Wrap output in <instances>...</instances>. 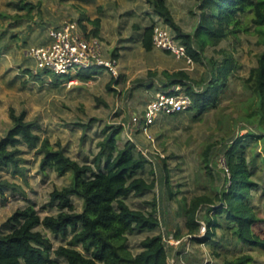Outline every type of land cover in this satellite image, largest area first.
I'll use <instances>...</instances> for the list:
<instances>
[{
    "label": "rangeland",
    "instance_id": "374dc122",
    "mask_svg": "<svg viewBox=\"0 0 264 264\" xmlns=\"http://www.w3.org/2000/svg\"><path fill=\"white\" fill-rule=\"evenodd\" d=\"M149 1L0 0V140L12 126L10 111L17 115L24 112L26 120L35 124L42 139H47L54 147L61 146L70 158L80 163H91L98 153L97 145L104 137V129L121 126L118 147L122 148L132 140L138 146L137 150L146 149V159L151 165H146L142 176L147 181H155L152 192L130 195L126 203L145 213L151 211V205L155 203L160 224L153 232L128 236V250L132 255L139 253L143 239L162 232L165 238L167 234L172 238L170 241L182 240L178 246L167 244L169 264H220L224 257L240 254L251 255L254 264H264V252L260 250L196 244L184 228L183 217L184 208L195 197H214L215 192L224 186L228 173L224 158L216 149L237 135L255 130V126L244 122L251 93L243 86L244 79L256 66L257 57L263 51L252 14L240 16L238 32L216 47H207L203 51V64L194 63L193 69L189 70L183 61L167 52L155 48L146 51L141 47L140 38L145 26L151 21L165 26ZM200 2L165 0L174 21L182 32L188 34L193 33L199 20ZM23 3L31 7L29 12L17 8ZM96 19L100 24L94 37L102 44L103 59L116 60L117 77L104 67H96L91 71L92 78L82 81L78 78L81 70L77 69L55 84L54 77L41 71L34 73L37 68L27 51L34 46L49 44L50 29L65 22H76L80 28V24L85 27L90 37L95 31L93 21ZM225 59H231L234 68L228 74L216 108L207 110L196 119H193L195 109L176 116L162 115L149 130L152 142L135 131H131L129 139L126 127L130 117L135 113L141 116L145 105L162 92L159 88L165 81L162 71L182 69L193 82H209L211 62L221 65ZM69 78L76 79L70 86L66 84ZM111 80L109 90L107 84ZM249 145L253 152L246 153L247 158L261 155L260 144ZM207 146L215 152L212 178L206 176L200 164V156ZM20 149L21 165L17 173H13V168H0V184L7 185L4 190L0 189V229L16 211L27 206H33L40 217L55 215L57 211L48 207L50 194L71 181L69 173L59 177L52 171H41L42 155L36 150H29L24 145ZM257 163L259 168L263 167L260 159ZM253 179H260V187L252 194L253 205L258 208L259 218L263 221L255 229L264 239V173L259 171ZM170 192L174 194L172 197H169ZM73 200L76 211L81 212V201ZM206 209L202 207L197 216L199 236H202L205 217L212 215ZM39 230L52 242L54 249L66 243L49 231ZM176 233L179 234L177 239L174 237ZM220 239L227 242L230 236L218 230L215 241Z\"/></svg>",
    "mask_w": 264,
    "mask_h": 264
},
{
    "label": "trees",
    "instance_id": "16d2710c",
    "mask_svg": "<svg viewBox=\"0 0 264 264\" xmlns=\"http://www.w3.org/2000/svg\"><path fill=\"white\" fill-rule=\"evenodd\" d=\"M149 3L165 26L169 27L174 39L186 48L193 62L201 64L203 51L207 47H216L222 40L234 36L238 32L239 17L252 14L263 51L257 57L256 66L244 79L243 86L251 93L244 122L255 126V130L237 135L222 144L219 150L216 149L222 154L228 173L224 186L215 192L214 197H195L184 208L183 217L187 234L198 245L209 244L212 248L232 245L264 252V239L255 229L263 221L259 218L258 208L253 205L252 194L260 187V179L253 178L259 171L264 173V0H201L199 20L191 34L182 32L165 0H150ZM17 8L27 9L28 12L31 10L27 3ZM99 24L98 19L93 21V37ZM80 25V29L89 37L85 27ZM155 25L151 21L142 29L140 44L146 51L153 49L152 32ZM233 68L231 59H225L221 65L211 62L209 82H193L182 69L173 72L164 70L161 74L165 81L160 83L159 88L166 93L173 86H180L182 92L192 100L187 111L195 109L193 119H196L217 107ZM92 70L84 71L78 78L82 81L92 78ZM44 74L54 77L55 84L61 81V77L49 72ZM112 82L107 84V89H111ZM9 116L12 126L0 140V168H13V173H17L21 165L20 147L24 145L42 155L41 171L49 170L59 177L69 173L71 181L50 194L48 207L57 211L55 215L40 217L33 206H27L16 211L5 222L0 229V264H169L168 245L161 233L143 239L136 255L128 250V236L153 232L160 224L155 203L147 213L132 209L126 203L130 195L152 192L155 181H147L142 176L146 165L151 163L137 151L134 143L128 140L122 148L118 147L121 126L106 127L104 137L97 145L96 157L91 163H80L70 158L61 146L54 147L47 139H42L35 124L26 120L24 112L17 115L11 110ZM249 143L260 144L261 155L254 154L247 158L246 153L253 152ZM200 158L201 169L207 177L212 178L215 152L211 146L206 147ZM258 159L263 164L262 168L258 166ZM6 187L0 184L1 190ZM173 195L170 192L169 197ZM73 198L81 201V212L76 211ZM202 207H206L212 215L205 217L206 231L199 236L197 216ZM39 228L66 243L54 249L52 242ZM218 230L229 235L230 241L220 239L216 242ZM174 237L177 239L179 234L176 233ZM215 255L221 257L219 253ZM220 264H254V260L251 255L240 254L232 258L224 257Z\"/></svg>",
    "mask_w": 264,
    "mask_h": 264
},
{
    "label": "built area",
    "instance_id": "2783aa9c",
    "mask_svg": "<svg viewBox=\"0 0 264 264\" xmlns=\"http://www.w3.org/2000/svg\"><path fill=\"white\" fill-rule=\"evenodd\" d=\"M48 37L49 44L34 46L27 51V56L35 62L37 68L34 71L35 74L41 71L49 72L58 77H67L71 70L76 72L77 69H80V73H82L96 67H104L112 76H118L116 60H104L100 40L92 36L87 37L76 22H65L60 27L50 29ZM152 45L157 50L173 55L176 60L183 61L187 69H193L194 62L187 54L186 48L174 39L167 27L160 24L153 27ZM75 80L70 78L66 84L70 86ZM191 105L192 100L182 92L180 86H173L166 93H157L145 105L141 116L135 113L130 117L126 127L127 136H130L131 131H135L152 142L153 139L149 130L160 116H173L186 112ZM135 146L138 148L136 144ZM137 151L145 157L147 156L146 149L141 148ZM205 231L206 226L202 225V235ZM161 235L166 244L178 246L182 243V240L179 239L170 241L172 238L168 237V234L167 238L163 236L162 232Z\"/></svg>",
    "mask_w": 264,
    "mask_h": 264
},
{
    "label": "crops",
    "instance_id": "0c3cea01",
    "mask_svg": "<svg viewBox=\"0 0 264 264\" xmlns=\"http://www.w3.org/2000/svg\"><path fill=\"white\" fill-rule=\"evenodd\" d=\"M185 65V64H184ZM162 93V92H161Z\"/></svg>",
    "mask_w": 264,
    "mask_h": 264
}]
</instances>
